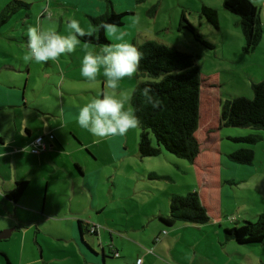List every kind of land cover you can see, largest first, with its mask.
<instances>
[{"label": "crops", "instance_id": "0c3cea01", "mask_svg": "<svg viewBox=\"0 0 264 264\" xmlns=\"http://www.w3.org/2000/svg\"><path fill=\"white\" fill-rule=\"evenodd\" d=\"M96 1L53 0V3L58 9L71 6L89 16L106 8L103 0ZM112 8L114 12L122 13L114 5ZM43 11L40 18L46 15ZM15 61L16 67L5 73L7 82L0 83V193H5L0 198V220L4 221L0 223V233L9 231V237L0 240V264H136L138 259L142 260L141 264H237L234 255L228 254L230 258L221 255L216 241H196L200 240L197 231L207 225L212 226L217 237L224 240L217 241L221 247L231 245L235 249L252 250V245L226 240L224 230L227 229L226 223L236 225L240 219L237 212L242 206L233 202L239 199L233 185L243 184L251 189L252 194L255 187L252 181L260 184L256 180L259 173L251 165H239L221 157L222 153L228 157L240 148L228 138L240 133L231 130V134H226L230 145L225 147L230 148L221 152L223 139L219 131L223 127L220 126L218 113L220 100L212 82L205 81L203 88L205 79L200 77L199 120L195 132L199 154L192 163L200 187L197 194L209 222L204 225H167L160 218L168 216L169 199L178 194L165 193V199L157 201L140 193L146 202L142 201L140 207L133 202L128 210L119 207L116 216L106 194L97 190L99 177L86 175L78 158V152L83 150L89 158L94 159L97 155V140L83 139L71 127L84 104L80 103L78 108L72 105L66 112L62 94L61 102H57L59 109L46 107L49 111L46 112L34 102L36 99L31 100L25 94L31 67L37 63ZM76 61L72 58V66L68 64V69L70 66V70L80 67V57H76ZM21 66L28 72L27 77L23 75L18 81L24 83L23 93L6 88L9 85L16 87L14 72L23 71ZM86 89L90 92L96 90L91 87ZM49 113L56 120L49 119ZM32 121H35L33 125ZM68 131L73 141L69 140ZM49 135L53 138L50 139ZM39 136L44 137L46 150L33 154L30 146ZM103 142L109 144L106 139ZM74 152V160L67 158L64 161L63 154L71 159ZM16 182H25L26 186L14 200L10 193ZM130 210L135 213L131 214ZM248 211L254 210L251 208ZM93 226L98 228L96 233L91 234L89 229ZM245 259L247 262L241 264H264L261 258Z\"/></svg>", "mask_w": 264, "mask_h": 264}, {"label": "rangeland", "instance_id": "374dc122", "mask_svg": "<svg viewBox=\"0 0 264 264\" xmlns=\"http://www.w3.org/2000/svg\"><path fill=\"white\" fill-rule=\"evenodd\" d=\"M15 1L25 2L29 7H17V10H7L6 7L12 6ZM109 1H102L106 8L101 9V13L96 12L94 15L86 16L82 10H74L71 6L68 9H58L54 6L53 0H0V13H6L8 16L13 14L4 25L0 26V83L7 82L4 79L6 77L5 73L12 67H16L17 62L15 60H23L26 52L27 29L30 26L37 24L42 26L51 25L59 33L67 34L68 17L72 16L79 21L85 34L97 33V25H95L94 19L100 18L99 15L108 9V6L112 8V5L117 10H122V13H132L124 15L123 24L118 26L126 33L125 39L128 42L136 44L139 40L142 44L145 41H156L193 56L194 63L199 68L200 77L202 76V79H205L202 83L203 88L206 84L205 81L212 82L211 84L215 85L220 100L218 113L223 102L236 97L250 98L252 96V85L264 82V0H249L258 8L262 28V37L259 43L249 52L245 50V40L241 32L239 17L224 9L223 0ZM96 2H99V0ZM203 6L216 11L217 27L212 25L201 13ZM111 8L109 9L111 10ZM42 10L46 15L40 18ZM182 13L185 15L187 22L195 29L198 38L186 28H179ZM90 30H95V32L92 33ZM104 35L109 44L115 42L105 33ZM82 43L80 41L73 53L61 56L58 61L32 65L25 94L31 100L36 99L34 102L40 108L53 107L54 110H58L57 102H61L60 97L63 94L64 110L67 112L72 105L78 108L80 103H88L89 98L92 99L97 92L107 93L111 91L104 85L102 70L95 82H89L82 77L80 67L70 70L72 58L74 62H77L76 57H80L82 60L87 52L94 51L93 49L96 48V46ZM68 64L71 65L70 69H68ZM21 67L25 68L24 66ZM14 74L17 76L16 87L11 88L9 85L6 88L23 93L24 83L20 84L18 81L23 75L27 77L28 72L24 69L18 74L15 72ZM139 81L136 77L132 79L125 78L120 83L119 91L131 98L132 92ZM90 87L96 90L90 92L86 89H90ZM125 107H131L130 99L126 102ZM48 118L53 121L56 120L52 117V114ZM30 123L33 125L35 121ZM71 127L83 139L93 138L94 142L97 140L96 158L87 157L84 150L78 152V158L84 166L83 171L86 175L92 174L94 177H99V179L97 178V190L100 194H106L109 206L113 208L116 216H118L119 207L128 210L129 205L133 202L137 207H140L142 201L146 202L145 199H142L140 193L149 195L157 201L160 198L165 199V193L185 196L189 192L197 191L199 194L200 187L197 183L194 164L188 160L177 158L166 152L152 158L141 159L139 157V127L129 130L124 136L107 138L92 136L86 130L80 128L76 122H73ZM222 127L219 131L223 139L221 152H227L230 148L225 147L230 145L225 135L231 134V130H235L240 134L254 132L247 129ZM70 133L68 131V138L73 141L69 137ZM261 135L262 140L255 145L232 142L234 146H245L253 150L254 159L251 166L256 171L258 170L259 177L256 180L260 184L252 181L255 186L252 188V194L250 193L251 189L244 187L243 184L233 185L235 194L239 197L238 200L234 199L233 202L242 206L239 209L240 212H237L240 214L241 220L238 219L236 225L226 223L227 228L242 225L244 221L254 222L259 214H264V133ZM103 139H106L109 144L101 143ZM75 156V152L71 159L63 154L64 161L67 158L74 160ZM221 157L227 161L229 160L224 153ZM71 169L75 172L73 167ZM235 182L238 183L240 180ZM228 188L230 189L231 186H228ZM251 208L254 211H248ZM130 213L134 214L135 211L130 210ZM215 232L212 226L207 225L201 231H197L200 240L196 241H216V245L221 249V255L227 258L231 257L228 254L234 255L237 264L246 263L245 257L264 260V244L252 245V250L235 249L231 245L221 247L217 241L224 240L222 237H217ZM192 241H195V239ZM201 245L204 246V244ZM203 248L205 249L206 246ZM190 253L194 254L193 251Z\"/></svg>", "mask_w": 264, "mask_h": 264}, {"label": "trees", "instance_id": "16d2710c", "mask_svg": "<svg viewBox=\"0 0 264 264\" xmlns=\"http://www.w3.org/2000/svg\"><path fill=\"white\" fill-rule=\"evenodd\" d=\"M17 7L28 8L22 1H15L7 10ZM226 11L239 17L241 32L245 40V50L252 51L262 37L261 21L258 8L249 0H223ZM98 19L100 21L123 24V17L130 12L116 13L109 9ZM13 10V11H14ZM16 12V11H15ZM14 13V12H13ZM201 13L217 27V13L214 9L203 6ZM13 15V14H12ZM0 13V26L8 18ZM185 23V24H184ZM186 26V27H184ZM179 28H186L198 38L195 29L182 13ZM83 44H109L103 30L79 38ZM134 44V43H133ZM143 53L139 74L152 77L150 81H139L130 98V106L140 119L138 153L141 158L157 157L165 151L177 158L193 163L199 154V144L195 137L199 120L200 71L191 54L182 52L156 41H145L138 45ZM150 86L159 101L156 108L145 106L139 89ZM220 126L252 130L251 134H240L228 137L231 142L255 145L262 140L264 133V82L252 85V97H236L226 100L220 105ZM228 159L239 165H251L254 159L252 149L245 146L237 148ZM26 186L25 182H16L10 197L18 198ZM167 225L186 223L204 225L209 217L202 206L196 191L185 196L173 195L169 199V214L160 218ZM224 238L240 245H260L264 241V214H260L254 222L244 221L242 225L224 230Z\"/></svg>", "mask_w": 264, "mask_h": 264}, {"label": "clouds", "instance_id": "9594fccd", "mask_svg": "<svg viewBox=\"0 0 264 264\" xmlns=\"http://www.w3.org/2000/svg\"><path fill=\"white\" fill-rule=\"evenodd\" d=\"M97 30L115 42L97 45L95 51L87 52L81 61L80 75L89 82H95L98 74L103 73V82L110 92H97L86 104L82 105L76 115V123L97 138L124 136L140 124V119L131 107H125L129 96L119 91L121 81L136 77L140 81H150L152 77L139 74L143 53L136 44L125 39L126 33L115 23L100 21ZM67 34L59 33L55 27L35 25L27 29L25 63H43L58 61L61 56L73 53L80 44V37L85 36L79 21L70 16ZM91 35V33H88ZM144 35L143 33L141 34ZM139 95L145 106L156 108L159 101L150 86L139 89ZM5 193H0L2 198ZM4 221L0 220V223Z\"/></svg>", "mask_w": 264, "mask_h": 264}, {"label": "built area", "instance_id": "2783aa9c", "mask_svg": "<svg viewBox=\"0 0 264 264\" xmlns=\"http://www.w3.org/2000/svg\"><path fill=\"white\" fill-rule=\"evenodd\" d=\"M49 138L52 139L53 136L49 135ZM30 148H31V152H32L33 154H39L40 152L45 151V150H46V145H45V142H44V137H42V136L37 137V138L31 143ZM97 228H98L97 226H93L92 228H90V229H89L90 233H91V234L96 233V229H97ZM163 233H165V232H163ZM141 262H142V260H141V259H138V260L136 261V264H141Z\"/></svg>", "mask_w": 264, "mask_h": 264}, {"label": "water", "instance_id": "95a60500", "mask_svg": "<svg viewBox=\"0 0 264 264\" xmlns=\"http://www.w3.org/2000/svg\"><path fill=\"white\" fill-rule=\"evenodd\" d=\"M9 237V231H4L0 233V240L6 239Z\"/></svg>", "mask_w": 264, "mask_h": 264}]
</instances>
